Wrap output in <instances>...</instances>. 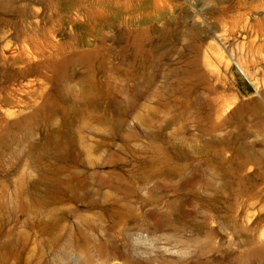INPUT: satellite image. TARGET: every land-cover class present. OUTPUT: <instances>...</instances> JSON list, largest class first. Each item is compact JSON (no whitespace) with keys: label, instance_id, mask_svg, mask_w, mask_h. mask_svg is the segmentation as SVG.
I'll return each instance as SVG.
<instances>
[{"label":"rangeland","instance_id":"rangeland-1","mask_svg":"<svg viewBox=\"0 0 264 264\" xmlns=\"http://www.w3.org/2000/svg\"><path fill=\"white\" fill-rule=\"evenodd\" d=\"M0 264H264V0H0Z\"/></svg>","mask_w":264,"mask_h":264}]
</instances>
